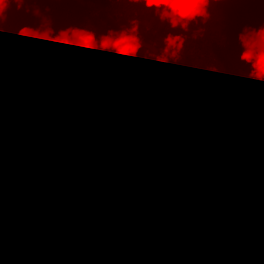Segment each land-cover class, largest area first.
<instances>
[{"label":"trees","instance_id":"trees-1","mask_svg":"<svg viewBox=\"0 0 264 264\" xmlns=\"http://www.w3.org/2000/svg\"><path fill=\"white\" fill-rule=\"evenodd\" d=\"M107 13L122 27L130 20L140 24L143 42L151 44L156 51L161 47V37L166 34L165 26L158 27V21L150 12L122 0H98ZM32 8H39L41 16L33 15ZM24 9H29L25 11ZM211 18L206 25H192L186 36L181 57L184 65L169 62L156 79L164 90H171L173 83L182 87L204 85L203 94L188 105L190 114L196 106L205 105L218 114L231 107L234 118L243 124L242 135L246 144L239 149L246 153L239 163L243 172L251 165L250 157L258 150V158L264 162V138L253 141L255 129L242 116L252 91L264 83L242 79L240 71L250 70V65L239 59L241 51L237 34L244 28L264 26V0H224L210 6ZM41 17H47L49 26L56 35L69 26L86 27L96 33L97 39L109 29L120 31L99 10L95 2L80 0H59L57 3L26 4L20 10L10 5L0 34V55L7 57L20 49L21 55L34 53L41 41L22 39L17 31L22 26L41 27ZM145 25L149 27L146 29ZM221 25V28L219 27ZM203 31H199V29ZM197 33L193 36V33ZM224 37L226 41L224 43ZM141 42L146 51L152 48ZM157 54V53H156ZM89 78L81 82V90L88 91L89 83L96 88L83 99H71V89L57 98L56 105L63 109L66 126L59 134L48 129H32L26 139L21 134L3 144L0 151V179L3 181L0 208L5 224L14 230L16 246H10V257L4 264H119L124 251L123 236L112 239L103 237L106 215L117 208L135 206L142 210L144 219L151 226L158 215H163L161 203L167 202L156 180L141 157L125 141L121 149H114L103 139L90 140L85 129L93 113L114 110L121 102L122 84L132 79L135 83L143 76L153 77L161 64L145 58L144 48L137 56L126 61L114 51H94ZM114 63L116 72L106 74L97 67L100 60ZM135 68V75L126 71L128 65ZM197 67L192 68L190 65ZM223 66L225 72H207L211 66ZM134 112L138 107L133 104ZM131 142L148 161L151 169L184 214L192 205V217L201 206L210 207L216 203L209 194L213 186L210 178L220 177L231 181L232 175H223V169L234 165L225 147L217 161L223 165L217 172L214 165L203 162L200 153L202 140L189 143L188 116L176 118L169 114L155 125L140 124ZM107 128L101 131V137ZM94 148V149H93ZM98 149L102 157L99 165L111 170V175L102 184L88 191H82L77 181L63 178L64 173L75 169V157L84 150ZM103 167V166H102ZM136 169L135 172H130ZM256 184H264V174L252 173ZM251 187V185H249ZM264 215V212L261 213ZM184 222L191 221L181 214ZM200 233L207 237V227L197 224ZM151 230V228H149ZM120 240V241H119ZM240 243L264 249V226L254 228ZM229 259L219 264H264V253L245 249H229Z\"/></svg>","mask_w":264,"mask_h":264},{"label":"clouds","instance_id":"clouds-1","mask_svg":"<svg viewBox=\"0 0 264 264\" xmlns=\"http://www.w3.org/2000/svg\"><path fill=\"white\" fill-rule=\"evenodd\" d=\"M59 0H0V34L6 12L10 5L20 10L26 4L57 3ZM85 2V0H80ZM95 2V0H86ZM146 9L165 26L166 34L161 37L159 54L141 43L140 24L130 20L128 26L120 31L109 29L97 39L96 33L86 27L69 26L52 35L47 17H41V27L22 26L17 36L22 39L41 41L40 47L28 56L21 55L20 49L6 58L0 55V151L3 144L9 143L14 135L21 134L26 139L32 129H48L59 134L66 126L62 108L56 100L71 89L70 98L83 100L88 92L96 88L89 83L88 91L81 90V82L89 78L94 51H114L116 56L130 61L144 48L145 58H151L157 64L169 62L184 65L181 57L186 36L192 25L208 24L210 6L224 0H122ZM28 11L29 9H24ZM33 15L41 16L39 8H32ZM149 26L145 25L147 29ZM221 28V25L219 26ZM203 31V29H199ZM197 33H193L195 36ZM237 40L241 51L239 59L250 65V70L240 71L242 79L264 82V26L259 28L244 27ZM226 38L224 37V43ZM2 52V46H0ZM109 59L100 60L97 67L106 74L116 72L114 63ZM192 68L197 65H190ZM126 71L135 75V68L129 64ZM207 72H225L223 66L215 65L203 69ZM204 85L182 87L174 82L171 90H164L154 77L143 76L133 82L126 80L121 87L122 100L114 110L101 109L92 114L91 122L85 129L90 140L103 139L114 149H121L124 142L131 141L136 134V122L155 125L169 114L180 118L188 116L189 143L202 140L200 148L202 160L207 165H214L220 172L223 165L217 161L223 142L227 139L226 151L234 165L223 169L224 177L232 175L231 181L211 177L213 184L209 194L216 203L210 207L201 206L192 217V205H188L186 216L191 224L173 210L168 209L156 217L151 226L144 219L143 212L135 206L128 209L117 208L106 215L103 225V237L112 239L118 234L123 236L124 251L119 264H219L229 259V249L241 247L242 241L254 228L264 226V184H256L252 174H264V162L258 158V152L250 157L251 165L243 172L239 163L246 153L239 151L247 138L242 135L243 124L234 118L231 107L218 114L213 108L198 105L188 114L187 107L194 97L203 94ZM138 107L134 112L132 105ZM247 106L242 108V116L248 125L254 127L253 141L258 143L264 138V83L259 84L251 93ZM107 133L101 137L103 128ZM131 169L130 172H135ZM251 185V187L249 186ZM3 181L0 179V197ZM197 220L207 224L209 235L203 236L197 226ZM151 228V230H149ZM120 241V240H119ZM14 230L5 224L0 208V264L10 257V246H16Z\"/></svg>","mask_w":264,"mask_h":264},{"label":"rangeland","instance_id":"rangeland-1","mask_svg":"<svg viewBox=\"0 0 264 264\" xmlns=\"http://www.w3.org/2000/svg\"><path fill=\"white\" fill-rule=\"evenodd\" d=\"M100 157L102 154L98 149L94 152L91 149L84 150L75 157V169L64 173L63 178L77 181L82 191L96 188L111 175V167L107 169L105 165H99L102 163Z\"/></svg>","mask_w":264,"mask_h":264},{"label":"water","instance_id":"water-1","mask_svg":"<svg viewBox=\"0 0 264 264\" xmlns=\"http://www.w3.org/2000/svg\"><path fill=\"white\" fill-rule=\"evenodd\" d=\"M95 4L96 6L99 8V10L101 11V13L112 23L114 24L117 28H119L120 30L123 29V27L121 25H119L108 13L107 11L105 10V8L101 5V3L98 1V0H95ZM143 42V41H141ZM144 44H146L147 46H149L150 48H152L154 51H156V49L149 43H146V42H143ZM157 54H159L158 51H156ZM164 65L165 64H161L158 71L154 74V78H157L161 75V73L163 72L164 70ZM127 144H129V146L141 157V159L143 160V162L148 166V168L151 170L155 180H156V183L159 187V189L163 192L165 198L167 199V202L172 206L174 212L176 214H181L183 216H185L187 219H189L191 221V219L189 218V216H186L182 211H180V209L177 207L176 203L174 202V200L166 193L165 189L163 188V186L161 185L160 181L158 180V178L156 177L154 171L151 169L148 161L141 155V153L136 149V147L132 144L131 141H127ZM197 224L199 225H202L204 227H207V224L203 221H199L197 220ZM242 246V248H245V249H249V250H253V251H258V252H262L264 253V249H261L259 247H254V246H250V245H246V244H243V243H240Z\"/></svg>","mask_w":264,"mask_h":264},{"label":"built area","instance_id":"built-area-1","mask_svg":"<svg viewBox=\"0 0 264 264\" xmlns=\"http://www.w3.org/2000/svg\"><path fill=\"white\" fill-rule=\"evenodd\" d=\"M161 205V208L163 210V214L168 210V209H171L173 210L172 206L168 203V202H163L160 204ZM174 211V210H173Z\"/></svg>","mask_w":264,"mask_h":264}]
</instances>
